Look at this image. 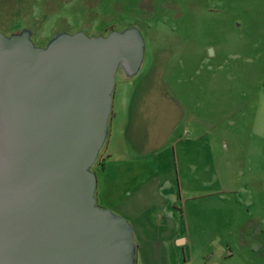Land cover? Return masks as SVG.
<instances>
[{"label":"rangeland","instance_id":"rangeland-1","mask_svg":"<svg viewBox=\"0 0 264 264\" xmlns=\"http://www.w3.org/2000/svg\"><path fill=\"white\" fill-rule=\"evenodd\" d=\"M130 25L144 36V60L116 78L168 87L148 94L146 158L183 210L187 241L172 264H264V0H0V30L29 27L37 45L60 30ZM97 171L100 192L114 191L116 172Z\"/></svg>","mask_w":264,"mask_h":264},{"label":"water","instance_id":"water-1","mask_svg":"<svg viewBox=\"0 0 264 264\" xmlns=\"http://www.w3.org/2000/svg\"><path fill=\"white\" fill-rule=\"evenodd\" d=\"M136 25L105 34L0 30V264H135L130 221L96 197L91 168L108 134L122 68L135 74Z\"/></svg>","mask_w":264,"mask_h":264},{"label":"crops","instance_id":"crops-1","mask_svg":"<svg viewBox=\"0 0 264 264\" xmlns=\"http://www.w3.org/2000/svg\"><path fill=\"white\" fill-rule=\"evenodd\" d=\"M163 83L162 78H159L153 88L150 83L139 79L116 78L108 134L94 167L97 201L103 198L105 207L124 215L133 227L135 264H172L175 252L187 241L185 234L179 232L180 224L177 223L179 216L183 218V210L177 213L170 206V203L175 204L174 191L164 192L167 182L163 183L157 173L153 172L146 158L152 151L148 127L150 115H147L148 94L154 91L161 98L164 94L167 96L168 87ZM160 103L161 107L169 106L167 98ZM168 128L166 125L160 136H166L167 142L170 139V131H166ZM190 134L201 135L199 131ZM113 166L112 172H116L115 189L109 190L105 184L100 192L97 169L100 168L101 178L105 180L111 175L109 170ZM116 187L122 188L117 195Z\"/></svg>","mask_w":264,"mask_h":264}]
</instances>
